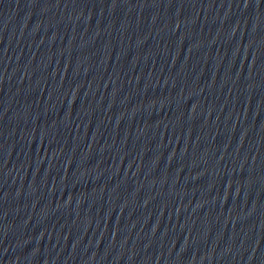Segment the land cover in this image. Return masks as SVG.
Listing matches in <instances>:
<instances>
[{
  "label": "water",
  "instance_id": "95a60500",
  "mask_svg": "<svg viewBox=\"0 0 264 264\" xmlns=\"http://www.w3.org/2000/svg\"><path fill=\"white\" fill-rule=\"evenodd\" d=\"M0 185L58 264H264V0H0Z\"/></svg>",
  "mask_w": 264,
  "mask_h": 264
}]
</instances>
